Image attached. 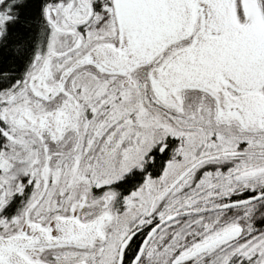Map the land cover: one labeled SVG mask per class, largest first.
<instances>
[{
	"label": "snow or ice",
	"instance_id": "snow-or-ice-1",
	"mask_svg": "<svg viewBox=\"0 0 264 264\" xmlns=\"http://www.w3.org/2000/svg\"><path fill=\"white\" fill-rule=\"evenodd\" d=\"M0 264H264V0H0Z\"/></svg>",
	"mask_w": 264,
	"mask_h": 264
}]
</instances>
